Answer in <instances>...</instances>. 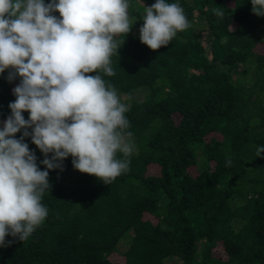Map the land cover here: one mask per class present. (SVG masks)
<instances>
[{
  "label": "trees",
  "instance_id": "1",
  "mask_svg": "<svg viewBox=\"0 0 264 264\" xmlns=\"http://www.w3.org/2000/svg\"><path fill=\"white\" fill-rule=\"evenodd\" d=\"M155 2L129 0L115 75L99 72L128 106L133 151L117 153L128 170L106 184L71 155L63 170L47 169L48 215L26 240L5 237L0 264H264V16L251 0H166L189 27L152 50L139 30ZM9 71L0 128L21 81ZM24 142L46 170L31 136Z\"/></svg>",
  "mask_w": 264,
  "mask_h": 264
},
{
  "label": "clouds",
  "instance_id": "2",
  "mask_svg": "<svg viewBox=\"0 0 264 264\" xmlns=\"http://www.w3.org/2000/svg\"><path fill=\"white\" fill-rule=\"evenodd\" d=\"M251 3L253 13L264 16V0ZM128 9L129 0H0V73L10 69L9 81L21 78L0 128V246L7 235L26 240L43 223L47 169L63 170L69 155L75 169L106 184L128 170L129 160L117 158L133 151L126 139L133 135L126 131L128 106L99 75H115L111 57L124 43L116 37L133 25ZM188 27L178 3L156 0L144 8L140 40L157 50ZM28 136L44 154L46 170L24 142ZM262 155L264 146L257 148Z\"/></svg>",
  "mask_w": 264,
  "mask_h": 264
},
{
  "label": "rangeland",
  "instance_id": "3",
  "mask_svg": "<svg viewBox=\"0 0 264 264\" xmlns=\"http://www.w3.org/2000/svg\"><path fill=\"white\" fill-rule=\"evenodd\" d=\"M123 248V247H122Z\"/></svg>",
  "mask_w": 264,
  "mask_h": 264
}]
</instances>
